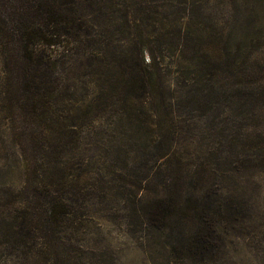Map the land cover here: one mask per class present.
Wrapping results in <instances>:
<instances>
[{"label":"rangeland","instance_id":"obj_1","mask_svg":"<svg viewBox=\"0 0 264 264\" xmlns=\"http://www.w3.org/2000/svg\"><path fill=\"white\" fill-rule=\"evenodd\" d=\"M77 10L91 48L57 72L41 160L21 144L0 47V217L32 178L72 207L66 264H264V90L248 96L264 85V0ZM144 69L159 111L124 80ZM14 252L0 246V264Z\"/></svg>","mask_w":264,"mask_h":264},{"label":"trees","instance_id":"obj_2","mask_svg":"<svg viewBox=\"0 0 264 264\" xmlns=\"http://www.w3.org/2000/svg\"><path fill=\"white\" fill-rule=\"evenodd\" d=\"M81 2L0 0V47L7 70L8 105L18 112L16 120L23 122L18 133L21 144L35 161L41 160L51 147L44 140L52 129V102L59 84L57 72L72 56L89 54L91 48L78 17ZM124 80L131 90L143 92L145 105L149 100L151 104L157 101L159 111L158 105L161 109L166 104L147 69L142 70V77L132 71ZM261 87L260 92L248 96L263 94L264 85ZM146 114L150 116L148 111ZM44 187L48 188L29 179L20 196H15L0 217V246L15 251L12 254L19 258L16 264H38L40 260V264L67 263L61 253L64 243H68L66 232L74 222L72 207L66 199L44 192ZM171 212L169 207L165 215L162 211V217L170 219Z\"/></svg>","mask_w":264,"mask_h":264}]
</instances>
